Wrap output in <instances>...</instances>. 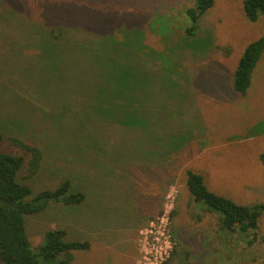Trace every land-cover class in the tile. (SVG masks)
Returning <instances> with one entry per match:
<instances>
[{
	"label": "rangeland",
	"instance_id": "1",
	"mask_svg": "<svg viewBox=\"0 0 264 264\" xmlns=\"http://www.w3.org/2000/svg\"><path fill=\"white\" fill-rule=\"evenodd\" d=\"M193 4L0 0V134L36 142L45 156L43 169L34 177L23 178L24 171L19 175L31 189L27 199L53 190L66 177L74 180L81 163L75 185L84 187L87 197L74 206L50 202L41 213L24 217L34 253L47 231L64 229L65 241L90 243V228L95 226L105 229V246L96 243L89 250L72 251L73 264H141L139 231L158 214L139 225L158 196L162 161L174 156L184 164L173 183L176 210L170 232L176 251L168 264H264V246L256 241L249 247L252 233L221 232V215L191 202L183 186L185 170L190 169L203 177L210 191L238 205L264 204V166L259 159L264 152V51L247 91L240 94L232 86L244 48L264 34V15L251 22L242 0H214L195 36L188 38L183 35L188 25L185 8ZM49 21L68 30L67 47L78 51L97 50L102 36L136 27L146 46L157 52L172 50L174 75L162 67L170 65L166 58L162 64L140 56V62L125 52L124 59L112 55L115 60L107 64L113 67L105 75L92 77L72 68L68 79L50 78L49 61L59 58L60 49L50 47L44 36L41 26ZM135 39V34L125 36L127 47ZM193 42L198 46H187ZM74 55L64 54L63 64ZM135 67L139 74L133 72ZM68 103L97 112L95 130L109 134L107 151L105 147L95 157L78 152L75 166L59 157L68 144L49 135L50 113L60 114ZM129 112L139 116L138 127L109 118L123 119ZM10 149L0 142V151ZM258 235H264V213Z\"/></svg>",
	"mask_w": 264,
	"mask_h": 264
},
{
	"label": "trees",
	"instance_id": "2",
	"mask_svg": "<svg viewBox=\"0 0 264 264\" xmlns=\"http://www.w3.org/2000/svg\"><path fill=\"white\" fill-rule=\"evenodd\" d=\"M213 4L214 0H194L193 6L185 8L188 25L184 28V36L188 38L195 36L200 18L213 7ZM242 10L245 17L254 22L264 15V0H242ZM49 22L46 26H41L44 28V36L47 35V42L50 47L60 49L59 58L49 61L50 78L56 76V78L68 79L67 72L72 68H81L83 75L92 77L95 74L105 75L113 67V63L107 64V62L114 61L116 57L124 59L126 53L140 62V56L160 63H162V58H166L169 60L170 65L162 63V67L168 75H174L172 50L166 49L157 52L146 46L143 44L142 31L136 27L116 29L111 35L102 36L99 39L101 47L97 50L91 51L82 48L78 51L75 48L69 49L67 47L68 30L62 27L60 22ZM130 34H135L136 39L127 47L128 44L124 38ZM187 46L196 47L198 45L193 42ZM263 51L264 34L244 48L232 77V86L236 92L244 94L249 88L252 72ZM66 53H74L76 56L74 55L75 58L67 64H63L62 57ZM77 53H80V55H77ZM112 55H116V57ZM79 56H82V58L79 59ZM133 72L139 74L136 67ZM74 100L77 104L76 99ZM49 117L50 132L53 133L49 132L50 138H56L58 142L68 144L67 149H60L59 157L63 164L75 166V157H77L78 152L95 157L97 152L100 153L103 148L106 147L103 152L107 151L109 140L105 139L109 136L107 134L108 130L101 131L94 128L98 126L97 112L80 110L74 103H68V106L60 114L52 111ZM109 118L118 123L125 122L127 127L132 125L138 127L140 121L139 116L131 112L124 113L123 119L112 118V116ZM55 131L58 132L55 133ZM3 140L7 145V149H11L9 152L0 151V264H73L71 252L88 250L90 248L88 241H65L66 231L64 229L50 230L45 233L43 244L34 253L26 234L24 217L41 213L50 202L74 206L86 201L85 188L82 187L80 190L79 186L75 185L77 177L80 178L79 167L82 163L78 167L76 166L78 170H76L77 175L73 177L74 180L66 177L53 190H41L30 199H27L31 195V189L27 184L20 181L19 175L24 171L23 178L30 179L40 172L43 169L45 159L44 151L36 142L29 143L15 136L4 138L0 134V142ZM171 151L169 150L166 154L169 155ZM66 153L69 158H67L68 156L63 157ZM63 158H65L64 161ZM166 158L162 161L161 180H158L161 205L155 214L160 213L164 195L176 181L178 171L184 164L179 161L178 157L168 158L167 156ZM259 159L264 166V152L259 155ZM159 168L161 171V167ZM183 183L185 186L184 191L191 202L195 205L201 203L207 207L209 213L215 211L221 215L219 223L221 232L244 235L252 233V238L248 241L249 247L256 241L264 246V235H258V222L264 213V204L238 205L231 199L210 191L203 177L190 169L185 170ZM175 210L176 207L171 214V221H173ZM175 251L176 247L167 264L173 259Z\"/></svg>",
	"mask_w": 264,
	"mask_h": 264
},
{
	"label": "built area",
	"instance_id": "3",
	"mask_svg": "<svg viewBox=\"0 0 264 264\" xmlns=\"http://www.w3.org/2000/svg\"><path fill=\"white\" fill-rule=\"evenodd\" d=\"M176 193L171 185L164 195L160 213L140 229L137 244L141 264H167L176 243L170 232L171 214L175 207Z\"/></svg>",
	"mask_w": 264,
	"mask_h": 264
},
{
	"label": "crops",
	"instance_id": "4",
	"mask_svg": "<svg viewBox=\"0 0 264 264\" xmlns=\"http://www.w3.org/2000/svg\"><path fill=\"white\" fill-rule=\"evenodd\" d=\"M158 185H159V182H158ZM183 186H184V184H183ZM184 188H185V186H184ZM157 192H158V196L155 195L154 202L149 205V207L146 211L144 222H142L139 226L145 224L150 219V217L154 216L155 213H157V211L159 210L160 205H161V196H160L161 193H160V191H157ZM155 194H157V193L155 192ZM182 194L183 193L181 192V195ZM152 204L154 206H152ZM148 210H150V211H148ZM90 229L91 230L89 232V236L91 237V239H90V248L89 249H91V247L93 248L94 244H96V243L101 245V247L103 248L106 244L105 229H103V228L99 229V227H97V229H96L95 226L91 227Z\"/></svg>",
	"mask_w": 264,
	"mask_h": 264
}]
</instances>
